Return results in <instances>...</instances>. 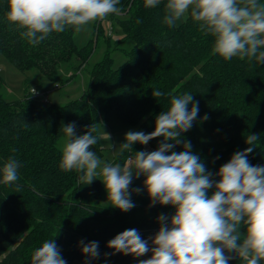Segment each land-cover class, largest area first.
<instances>
[{"label": "trees", "instance_id": "16d2710c", "mask_svg": "<svg viewBox=\"0 0 264 264\" xmlns=\"http://www.w3.org/2000/svg\"><path fill=\"white\" fill-rule=\"evenodd\" d=\"M117 6L121 14L109 18L126 39L135 42V48L117 69L108 51L92 70L79 99L48 108L35 104L30 93L24 100L9 101L1 94L4 80L0 74V169L15 156L20 163L16 183L21 186L17 192L16 185L0 182V264H32L34 251L51 239L66 264H136L138 258L131 255H113L108 242L133 228L142 239L155 236L160 215L167 216L170 225L175 208L146 207L151 200L144 188L145 177L135 174L134 188L141 190V200L133 209L126 213L101 206L95 209L93 202L106 192L101 179L96 177L87 185L76 172L59 167L62 152L58 141L68 124L76 125L78 136L94 124V135H99L98 125H107L110 114L115 113L135 131L150 134L158 115L169 110L171 96L188 92L194 95L193 103L198 102L199 112L181 140L191 143L192 153L200 156L215 182H219L221 166L236 152L252 147L245 142L249 134L259 135L260 140L247 158L253 166H264V64L255 58L225 61L214 55V38L202 34L190 16L184 24L169 28L164 23V0L155 8H145L144 0H120ZM7 12L8 0H0V52L19 71H35L40 86L52 82L61 90L70 85L91 58V47L79 49L71 27L53 32L33 46L8 22ZM153 90H161L165 96L155 98ZM161 139L147 145L135 143L133 153L118 155L113 164L123 166L128 155L147 152V146L158 150ZM92 150L104 158L100 140ZM183 150L182 143L172 149ZM214 191L210 189L209 195ZM240 231L243 235L246 228L242 226ZM81 240L98 242L99 258L86 257ZM147 255L150 259L151 251ZM226 255L233 256L229 264H244L235 253Z\"/></svg>", "mask_w": 264, "mask_h": 264}, {"label": "clouds", "instance_id": "9594fccd", "mask_svg": "<svg viewBox=\"0 0 264 264\" xmlns=\"http://www.w3.org/2000/svg\"><path fill=\"white\" fill-rule=\"evenodd\" d=\"M161 3L162 0H144V7L155 8ZM119 4L120 0H8L6 18L20 31L22 39L35 46L49 34L62 33L69 27L76 34L91 31L92 24L120 15ZM164 7V23L169 28L182 19L186 22L190 16L202 34L212 36L214 55L225 61L255 58L264 64L261 0H164ZM32 92L36 90L32 88ZM152 95L160 98L165 93L153 90ZM193 97L188 92L172 95L169 110L158 115L152 133L129 131L119 146L121 155L133 153L135 143L147 145L153 139H162L158 150L128 155L123 166L102 161L92 150L101 138L110 139L104 131L102 136L94 135V124L79 136L74 123L63 126L64 136L58 141L62 152L59 167L64 172H76L87 185L102 177L108 202L122 212L135 207L129 191L134 174L136 178L145 177L150 207L159 204L175 208L170 225L167 216L158 217L160 229L149 237L151 248L136 229H127L108 242L113 255L140 258L151 251V258L141 259L139 264H229L233 256L226 253H235L244 264H264V166H253L247 158L260 136L249 134L245 138L252 147L236 152L221 166L219 182H215L200 156L192 153L191 143L181 140V134L191 129L198 116V102L193 103ZM181 143L183 151H172ZM19 167L15 156H10L0 169V182L9 187L16 185L17 192L21 190L16 183ZM213 188L214 194L209 195ZM135 191L139 193L140 189ZM242 226L246 228L243 235ZM80 246L89 259L99 258L98 242L85 244L81 240ZM32 264L66 261L51 239L34 251Z\"/></svg>", "mask_w": 264, "mask_h": 264}, {"label": "rangeland", "instance_id": "374dc122", "mask_svg": "<svg viewBox=\"0 0 264 264\" xmlns=\"http://www.w3.org/2000/svg\"><path fill=\"white\" fill-rule=\"evenodd\" d=\"M184 23L185 21L182 19L177 22V26ZM90 28L91 31L81 32L79 34L75 33L74 41L79 49L91 47L93 51L91 58L81 69V72L77 73L73 82L61 90H57L55 84L52 82H44V84L40 86L35 71L26 73L19 71L12 62L0 52V74L4 80L1 94L9 101L24 100L26 96L32 92V88L36 91L40 90L42 94L48 96L49 103H45L41 97H34L33 101L42 108H48L55 104L65 105L79 99L89 83L92 70L98 63L103 61L108 51H110L114 60L113 68L117 69L128 60V53L135 48V42L131 39H126L120 27L116 23H113L109 17L104 22L92 24ZM135 130L133 126L123 123L115 113L110 114L107 125L99 124V135L102 136L104 131L110 137L109 140L104 138L100 139V144L105 150L102 161L113 163L115 157L120 155L119 146L124 142L126 134L129 131ZM59 148L61 149L60 144ZM146 151L152 152L148 146L146 147ZM98 178L102 179V177L99 176ZM135 183L136 181L133 177L129 191L131 193L130 199L134 204L141 200V190L139 193L135 191ZM142 205L145 206L146 203ZM99 206L112 210L116 209L108 202L107 192L102 195L100 200L93 202V207L95 209ZM146 207H150V204L147 203ZM151 237H154V235ZM144 240H148L150 243L149 239ZM141 259H148V255L146 254L138 258L136 264H139V260Z\"/></svg>", "mask_w": 264, "mask_h": 264}, {"label": "built area", "instance_id": "2783aa9c", "mask_svg": "<svg viewBox=\"0 0 264 264\" xmlns=\"http://www.w3.org/2000/svg\"><path fill=\"white\" fill-rule=\"evenodd\" d=\"M30 94H31L33 97H41V98H43V100H44L45 103H49L48 96L42 94V93L40 92V90L36 91L35 94H33V92H30Z\"/></svg>", "mask_w": 264, "mask_h": 264}]
</instances>
